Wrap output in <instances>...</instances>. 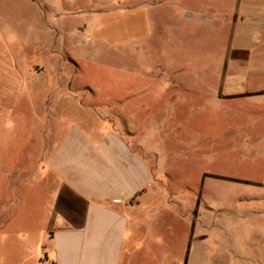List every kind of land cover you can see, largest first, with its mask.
<instances>
[{
  "label": "rangeland",
  "instance_id": "374dc122",
  "mask_svg": "<svg viewBox=\"0 0 264 264\" xmlns=\"http://www.w3.org/2000/svg\"><path fill=\"white\" fill-rule=\"evenodd\" d=\"M8 1L23 70L44 56L63 69L57 118L112 129L150 164L160 206L172 201L169 216L159 211L160 233L173 229L178 249L190 227L196 246L201 228L221 227L224 240L238 243L234 264H264V10L255 8L264 0H32L48 32L32 47L39 19L29 0ZM239 42L252 50L234 49ZM49 83L36 80V102ZM36 111L22 106L17 116L39 118ZM35 158L32 145V165ZM20 171L2 264L45 258L36 245L52 229L38 211L48 202L38 177L22 186Z\"/></svg>",
  "mask_w": 264,
  "mask_h": 264
},
{
  "label": "crops",
  "instance_id": "0c3cea01",
  "mask_svg": "<svg viewBox=\"0 0 264 264\" xmlns=\"http://www.w3.org/2000/svg\"><path fill=\"white\" fill-rule=\"evenodd\" d=\"M28 3L32 18L35 14L39 19L35 34L31 31L27 40L32 47L46 40L48 32L37 5L32 0ZM13 6L0 0V238L5 240L9 232L3 229L10 218L9 196L15 194L12 187L18 169L23 172L19 173L22 186H32V178L38 177L37 186L48 199L38 211L52 229L41 230L36 249L45 258L39 255L33 264H234L232 260L239 258L238 243L224 240L227 233L221 227L201 228L204 235L194 238L199 246L193 245L190 227L178 249L170 243L173 229L160 233L155 226L159 211L163 207L169 216L172 201L167 198L160 206L153 169L125 137L80 118H57L63 69L44 56V63L33 69L37 64L33 62L23 70L25 56L12 46L18 40L15 20L8 14ZM255 8L264 10V2ZM240 48L252 50L239 42L234 49ZM42 76L50 83L46 94L40 90L41 102H36L33 87ZM22 106L29 112L32 107L38 109L39 118L17 116ZM261 188L264 191V177ZM224 241L231 255L222 254ZM258 250V259H264V244Z\"/></svg>",
  "mask_w": 264,
  "mask_h": 264
}]
</instances>
